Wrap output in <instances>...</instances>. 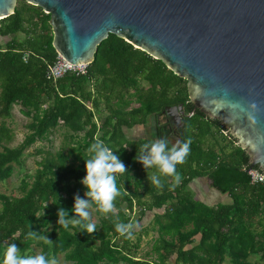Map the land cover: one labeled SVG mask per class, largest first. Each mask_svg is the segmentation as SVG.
Masks as SVG:
<instances>
[{
  "label": "trees",
  "instance_id": "obj_1",
  "mask_svg": "<svg viewBox=\"0 0 264 264\" xmlns=\"http://www.w3.org/2000/svg\"><path fill=\"white\" fill-rule=\"evenodd\" d=\"M47 22L48 15L24 3L0 20V38L7 40L0 44V120L9 118L13 105L29 118L28 133L14 148L5 147L10 134L0 123V182L11 176L12 165L20 164L27 147L45 140L59 124L73 143L54 153L43 152L31 181L20 180L19 196L0 194V264L11 243L22 255L36 245L39 254L61 255L65 264H224L226 258L229 264H246L250 255L264 262V181L250 183L246 170L258 172L257 167L250 166L218 122L188 103L185 81L111 34L97 46L84 74L52 81L46 73L57 55ZM19 33L20 41L14 37ZM177 106L185 117L176 139L190 138L191 153L178 168L182 183L170 190L171 178H163L164 187L158 189L135 159L140 145L150 140H127L122 129L146 126L150 118L158 123L165 108ZM99 110L106 114L96 126L94 112ZM165 126L158 124L154 139L167 137ZM96 139L126 166L127 173L118 179L126 194L115 202V214H100L94 233L65 230L56 214L63 208L74 218V197L85 198L80 183L85 176L83 159ZM202 178L229 203L207 206L194 200L186 186ZM135 206L140 216L152 214L157 235L150 248L153 261L136 259L131 250L137 244L130 246V239L115 230L116 223L140 221L129 216ZM44 230L51 245L26 238L28 231Z\"/></svg>",
  "mask_w": 264,
  "mask_h": 264
},
{
  "label": "water",
  "instance_id": "obj_2",
  "mask_svg": "<svg viewBox=\"0 0 264 264\" xmlns=\"http://www.w3.org/2000/svg\"><path fill=\"white\" fill-rule=\"evenodd\" d=\"M16 1L0 0V20ZM19 1L48 15L51 47L71 65L90 64L109 34L160 61L264 176V0Z\"/></svg>",
  "mask_w": 264,
  "mask_h": 264
},
{
  "label": "clouds",
  "instance_id": "obj_3",
  "mask_svg": "<svg viewBox=\"0 0 264 264\" xmlns=\"http://www.w3.org/2000/svg\"><path fill=\"white\" fill-rule=\"evenodd\" d=\"M191 143L190 138L183 141L177 139L174 143L170 142L167 137L156 138L140 145L135 159L143 166L147 180L152 186L162 189L164 187L163 178H171L170 190H173L182 183L183 176L178 168L187 163V158L191 153ZM88 152L89 157L86 160L83 159L85 176L80 181L86 189L85 198L74 197L72 208L74 218H68V212L63 208H60L56 215L57 224L63 229L80 228L92 234L97 230V225L92 222L90 210L95 206L105 217L116 213L115 202L126 194L123 186L118 184V179L119 176L127 173V169L118 155L114 154L99 139L90 144ZM152 169L155 171H151ZM136 227V222L132 220L115 224L116 232L128 239L133 237ZM26 238L43 241L48 245L53 243L45 235L34 231H28ZM3 264H58V260L43 252L37 255H22L21 249L11 243L5 251Z\"/></svg>",
  "mask_w": 264,
  "mask_h": 264
},
{
  "label": "rangeland",
  "instance_id": "obj_4",
  "mask_svg": "<svg viewBox=\"0 0 264 264\" xmlns=\"http://www.w3.org/2000/svg\"><path fill=\"white\" fill-rule=\"evenodd\" d=\"M24 3L23 1H16L15 7H19ZM26 4V3H24ZM28 5V4H27ZM18 41L22 40L23 34L19 33L14 36ZM6 38H0V44L3 45L6 42ZM131 107L134 105H130ZM101 107V106H100ZM94 123L96 126H99L101 118L106 114L104 111L99 110L97 113L94 112ZM0 123L9 131L10 139L5 143V147L14 148L17 147L23 140L24 136L28 133L27 124L29 123V118L23 116L20 113V107L18 105H13L10 109L9 118L0 120ZM144 127V126H143ZM139 132H146L148 127H144ZM141 128V127H140ZM123 133L125 134V129L123 128ZM133 131H135L133 133ZM137 129H132L126 133V137L129 138L130 135L136 134ZM69 132L66 131L63 127L59 126L55 128L45 140L37 141L31 146L27 147L22 155L21 162L19 165H12V174L5 180L0 182V194H3L8 197H17L20 195L18 191L19 182L21 179H24L27 182L31 181V178L36 169V162L41 158L43 152L48 151L54 153L61 147H69L72 145V141L69 138ZM99 135V133L97 134ZM81 134H78L80 137ZM220 139V137H217ZM175 141L173 140L172 143ZM41 151L40 154H37V151ZM210 195V194H209ZM213 198V199H212ZM210 199L215 201L217 204H226L229 203V199L226 195L221 196H212ZM121 209H124L123 206ZM125 210V209H124ZM92 222L97 223L100 217V212L96 208H92ZM131 219L139 218L140 221L137 223L133 237L130 239V246L137 244V247L131 250L133 256L136 259H147L150 261L154 260V257L150 254V248L153 241L157 238L156 233L152 229V214L147 213L143 216L139 215V210L135 206L133 207L132 213L129 214ZM262 225H264V214L261 216ZM49 228L46 229V231ZM260 228H257L256 231H259ZM45 236V230L43 233ZM47 238V236H46ZM138 238V239H137ZM28 255H37L39 254V248L36 245H31ZM58 260V264H65L62 260V256L58 255L55 257ZM224 264H229L228 259L226 258ZM246 264H264L263 261H260L257 256L250 255L246 260Z\"/></svg>",
  "mask_w": 264,
  "mask_h": 264
},
{
  "label": "flooded vegetation",
  "instance_id": "obj_5",
  "mask_svg": "<svg viewBox=\"0 0 264 264\" xmlns=\"http://www.w3.org/2000/svg\"><path fill=\"white\" fill-rule=\"evenodd\" d=\"M189 116V115H187ZM185 117V115L183 114V110L180 108L179 110H177L176 113H172V112H162V115L160 117H158V120L156 123L155 120H153V118H150L148 120V123L146 126L144 127H148V130L144 133V132H139V130L142 129V127H134L131 129H125V134L128 133V131H131L132 129H137V133L133 134L135 131H133L132 135L129 136V138L126 137V135L124 134L125 138L127 140H131V141H139V140H153L155 135H156V129L158 127V124H160V122L164 123L165 126V133L167 138L169 139L170 142H172L173 140H177L176 136H177V132L181 129L182 127V123L181 120ZM143 127V128H144ZM211 184L208 183V180L206 179H193L191 180L188 185L186 186V191L190 194V196L196 200L201 202L204 205L210 206V204H212L211 206L217 204L215 201L210 199V195L212 194V196L216 195V196H221V194H219L215 189H213L212 187H210ZM210 194V195H209ZM213 199V198H212ZM145 213V211H144Z\"/></svg>",
  "mask_w": 264,
  "mask_h": 264
},
{
  "label": "built area",
  "instance_id": "obj_6",
  "mask_svg": "<svg viewBox=\"0 0 264 264\" xmlns=\"http://www.w3.org/2000/svg\"><path fill=\"white\" fill-rule=\"evenodd\" d=\"M85 72V65H71L64 61L59 56L56 57L54 63L48 67L46 77L52 81L61 78L65 74L82 75ZM246 174L250 178V183H261L264 181V176L259 172L248 169Z\"/></svg>",
  "mask_w": 264,
  "mask_h": 264
},
{
  "label": "crops",
  "instance_id": "obj_7",
  "mask_svg": "<svg viewBox=\"0 0 264 264\" xmlns=\"http://www.w3.org/2000/svg\"><path fill=\"white\" fill-rule=\"evenodd\" d=\"M203 179V178H202ZM213 204V203H212ZM212 204H210V206L212 205Z\"/></svg>",
  "mask_w": 264,
  "mask_h": 264
}]
</instances>
